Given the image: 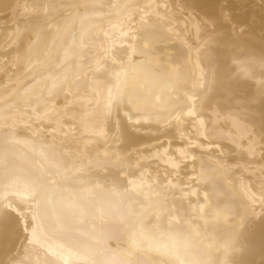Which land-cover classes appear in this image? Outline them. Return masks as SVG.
<instances>
[{"label":"bare ground","instance_id":"bare-ground-1","mask_svg":"<svg viewBox=\"0 0 264 264\" xmlns=\"http://www.w3.org/2000/svg\"><path fill=\"white\" fill-rule=\"evenodd\" d=\"M37 17L41 47H47L39 63L35 52L28 54ZM210 18L216 21L213 31L201 23ZM66 48L72 52L67 59ZM125 49L130 62L125 57L112 66L109 56ZM262 52L260 0H0V137L14 134L21 141L11 145L18 164L25 159L44 163L57 196L78 177L99 180L116 172L122 161L136 173L129 179L137 184L143 174V187L131 193V209L146 213L147 227L157 222L156 213L142 205L165 200L179 209L180 225L173 221L171 231L190 234L193 256L206 258L212 252L223 258L227 244L226 255L235 264H264V216L258 204L255 216L243 210L252 194L259 196L264 181V102L259 70L254 78L241 72L244 62L259 59ZM97 67L101 71H94ZM106 67L123 68L126 75L117 82L104 74ZM117 83L125 99L135 93L139 107L147 110L149 118H141L140 125L135 115L126 119L123 101L117 111L114 99L106 114V90L115 94ZM144 97L150 102L144 103ZM193 101L203 126L186 114ZM176 109L182 110L179 120ZM41 146L60 157L68 171L60 174L41 160L33 150ZM180 150L196 160L181 163ZM215 161H221L220 170L212 173ZM225 205L234 211L218 219L210 215ZM26 212L30 219L31 211ZM168 221L166 213L160 215L164 231H169ZM128 222L108 215L86 217L78 227L89 235L80 239L98 250V259H129ZM33 226L42 243H62L49 233L46 221ZM31 231L14 221L0 227V260L23 255ZM157 239L170 243L167 237Z\"/></svg>","mask_w":264,"mask_h":264},{"label":"snow or ice","instance_id":"snow-or-ice-1","mask_svg":"<svg viewBox=\"0 0 264 264\" xmlns=\"http://www.w3.org/2000/svg\"><path fill=\"white\" fill-rule=\"evenodd\" d=\"M260 5L264 8V0H260ZM25 7L27 6L25 5ZM37 7L43 10L47 6L39 5ZM165 7L167 6L165 5ZM227 18L225 15L224 19ZM201 23L206 30L213 31L212 26L216 24V21L210 18V22L202 21ZM33 32L34 39L29 45L28 54L31 56L35 52L36 62L39 63L41 56L46 55L47 50L46 45L41 47L42 29L39 24V17L34 24ZM70 55H72L71 49L66 48L64 50L65 59ZM125 57L130 62L131 58L128 56L127 49L123 53H112L109 59L111 65L116 66L125 62ZM97 63L99 65V61ZM257 69L260 76L257 81L258 91L261 101L264 102V52L259 59L253 58L244 62L241 72L249 78H254ZM94 71H101V69L97 67ZM103 72L117 82L121 81L122 75H126L125 69L117 70L116 67H106ZM55 86L54 83L52 87ZM115 88V94L112 88L106 90V114L111 112L112 102L115 99L117 100V111H119V102L125 103L127 111L124 115L127 120L132 121L133 115L138 117L134 121L135 125H140L141 118L145 120L149 118L147 110L139 107L137 94L128 95L125 99L119 83L116 84ZM150 99V97H144V103L150 102ZM180 114H182V110L176 109L173 113L174 118L179 120ZM186 114L195 117L200 125H204V121L197 116L195 101L188 106ZM20 142L16 140L14 134L0 137V227H10L11 222L14 221L23 231L27 232L30 227L32 231L30 237L25 236L26 243L22 245L23 255L17 253L10 258L0 260V264H69V257L74 258L79 264H235L226 255L227 244L223 258L216 257L212 252H208L206 258L193 256L190 234L187 231H171L173 221H175L176 226L179 227L180 225V217L176 214L179 209L173 210L165 200L149 201L147 205H142V207L156 213L157 222L150 228L147 227L145 225L146 213H135L131 209V203L134 202L131 193H134L137 188L143 187V174L141 173L140 184H137L136 180L129 179L136 173L127 171L122 161L115 165L118 169L116 172L101 177L99 180L78 177L72 188L60 190V194L57 196L55 195L57 190L49 182L46 173L43 171L44 163H34L25 159L23 164H18L12 159L15 153L11 145ZM212 144L219 146L215 140L212 141ZM33 150L37 151L40 159L45 161L50 168H55L58 173L63 174L68 171L65 162L55 153H48L43 146ZM248 150L249 152L252 151L251 144H249ZM105 155L107 156V153ZM186 158L196 160L195 156L189 157L183 150H180V162L182 163L183 159ZM209 160H211V156H209ZM170 163L174 169L179 167V163L175 159H171ZM214 163L216 166L209 168L212 173L220 170L221 161ZM201 169V176L203 177V164ZM75 171L80 172L82 169L76 168ZM207 179L211 180L212 178L209 176ZM213 187H215L214 181ZM94 190H98L95 195H93ZM258 191L259 196L252 194L248 203L243 205L245 215L255 216L256 205L258 204L260 215L264 216V181L261 182ZM205 200H207V194H205ZM26 208L32 213L30 219L27 218ZM225 211H234V209L231 205H225L224 208L217 206L210 210V215L218 219ZM199 212H203V207L199 209ZM164 213L169 218V231H164L161 228L160 215ZM106 215L117 217L121 223L126 220L129 221L126 225L130 230V248L127 250L129 259H98V250L80 239V235H89L78 227L84 223L86 217L102 220ZM39 220L46 221L49 233L55 235L62 243L56 246L50 243H42L38 228L33 226ZM207 223L208 221L205 220V224ZM92 227L95 229V223ZM157 236L167 237L170 243H161Z\"/></svg>","mask_w":264,"mask_h":264}]
</instances>
